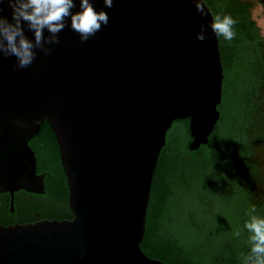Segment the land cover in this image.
Returning <instances> with one entry per match:
<instances>
[{
  "label": "water",
  "instance_id": "water-1",
  "mask_svg": "<svg viewBox=\"0 0 264 264\" xmlns=\"http://www.w3.org/2000/svg\"><path fill=\"white\" fill-rule=\"evenodd\" d=\"M90 2L109 22L87 41L68 18L60 43L48 55L36 49L30 66L0 55V191L44 192L28 140L45 121L72 214L0 223V264H165L140 243L167 130L187 119L195 150L220 118L223 65L205 0L203 17L191 0ZM0 8L10 20L2 0Z\"/></svg>",
  "mask_w": 264,
  "mask_h": 264
},
{
  "label": "trees",
  "instance_id": "trees-1",
  "mask_svg": "<svg viewBox=\"0 0 264 264\" xmlns=\"http://www.w3.org/2000/svg\"><path fill=\"white\" fill-rule=\"evenodd\" d=\"M205 2L213 17L231 16L236 21L233 29L236 35L231 41L225 40L223 36L218 37L224 73L222 100L217 106L220 118L207 143L195 150L188 149L191 140L188 120L177 119L167 130L166 142L159 154L140 247L148 256L160 259L165 264H187L185 258L202 251L210 237L215 242H221L236 236L239 229L238 212L247 194L243 181L253 174L250 165L253 162L251 148L264 143V131L259 130L257 117L264 113V35H261L259 26L251 17L254 3L251 0ZM237 75H240L239 84L243 85L242 89L236 86ZM41 130L48 143L47 151L41 155L43 158L47 157L44 194L54 201L66 204L68 191L57 156L55 137L45 121L41 124ZM223 146L227 148V156L230 154L236 165L232 168H221L220 174L222 204L228 216L225 220L226 230L214 229L212 224L204 220L182 225L179 213L171 217L167 224L171 211L178 210L174 203L175 196L189 193L190 164L195 166L198 158L206 163L213 162L214 155ZM201 204L205 206L206 202ZM43 212L57 219L72 218L67 207ZM212 217L214 219L209 222H214L220 215Z\"/></svg>",
  "mask_w": 264,
  "mask_h": 264
},
{
  "label": "clouds",
  "instance_id": "clouds-1",
  "mask_svg": "<svg viewBox=\"0 0 264 264\" xmlns=\"http://www.w3.org/2000/svg\"><path fill=\"white\" fill-rule=\"evenodd\" d=\"M196 12L201 16L208 14L204 0H191ZM11 10V19L2 14L0 8V55L4 57L14 56L17 67L26 68L36 58V49L45 55L51 51V46L57 45L59 33L70 18V27L79 34L81 42L87 41L96 32L101 30L102 25H107L109 17L103 10L96 11L90 0H79L80 11L75 13L72 9L76 7L74 0H2ZM104 6L111 8L113 0H103ZM236 21L231 16L220 15L214 17L207 26L215 34V37L223 36L225 40L231 41L236 33L233 30ZM25 27L33 33V39L25 34ZM47 30L48 35H45ZM206 26L200 25V31L196 33V39L205 41L210 37L205 35ZM252 206L250 212H255ZM245 227L252 232L251 254L244 258V264H264V220L255 216ZM236 236L240 233L237 231Z\"/></svg>",
  "mask_w": 264,
  "mask_h": 264
},
{
  "label": "flooded vegetation",
  "instance_id": "flooded-vegetation-1",
  "mask_svg": "<svg viewBox=\"0 0 264 264\" xmlns=\"http://www.w3.org/2000/svg\"><path fill=\"white\" fill-rule=\"evenodd\" d=\"M257 117L264 120L262 115ZM28 144L36 157V172L43 175L44 182L47 157L43 158L41 155L47 151L48 143L42 133L41 126L38 133L28 140ZM254 148L255 146L251 148L253 162H250L253 174L243 181L247 194L244 196V203L241 204V209L238 212V231L240 235L228 237L221 242H215L210 237L209 241L203 246L202 251L185 258L184 261L187 264H244V258L251 254V248L253 247L251 237L253 233L248 231L245 225L251 222L253 216L264 220V162L256 160L254 156L256 150ZM57 156L61 166L58 148ZM44 193H34L22 188L12 192L8 190L0 191V223L9 225L34 222L45 218L52 219L55 217H49L43 211H52L57 207L68 208L67 202L64 204L63 202L54 201ZM252 206H255V212H250Z\"/></svg>",
  "mask_w": 264,
  "mask_h": 264
},
{
  "label": "rangeland",
  "instance_id": "rangeland-1",
  "mask_svg": "<svg viewBox=\"0 0 264 264\" xmlns=\"http://www.w3.org/2000/svg\"><path fill=\"white\" fill-rule=\"evenodd\" d=\"M254 6L251 9V17L255 20L256 24L260 28L261 35H264V0H251ZM240 75H237L238 84L237 87L242 89L243 85H240ZM232 91V90H230ZM241 93V92H240ZM264 112V106H263ZM264 119V113L262 115ZM259 130L264 131V120L258 119ZM256 151L254 156L257 161L264 162V143L256 144ZM227 148L223 146L214 155L215 160L213 162L206 163L201 158L196 159L195 166L190 164L188 169L189 178V193L181 196H175L174 203H176L178 210H173L170 213L166 223H169L171 217L176 216L178 213L181 217L182 225H190L198 221H208V224H212L211 227L225 231L227 228L226 214L222 204V183H221V168L236 167L231 160L230 154L227 156ZM197 165V166H196ZM230 166V167H229ZM197 167V169H196ZM201 202H206L203 206ZM209 204V205H208ZM208 205V206H206ZM222 213V215H221ZM213 215H220L214 222ZM218 221V222H217ZM223 223H220V222ZM166 224V226H167ZM223 225V226H222Z\"/></svg>",
  "mask_w": 264,
  "mask_h": 264
}]
</instances>
